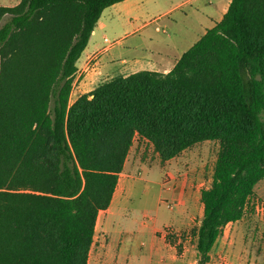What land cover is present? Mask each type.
I'll use <instances>...</instances> for the list:
<instances>
[{"label":"trees","instance_id":"1","mask_svg":"<svg viewBox=\"0 0 264 264\" xmlns=\"http://www.w3.org/2000/svg\"><path fill=\"white\" fill-rule=\"evenodd\" d=\"M123 1L0 7V264H88L136 136L162 163L219 143L191 231L198 264L264 180V0H231L170 72L117 76L70 104L102 13Z\"/></svg>","mask_w":264,"mask_h":264},{"label":"rangeland","instance_id":"2","mask_svg":"<svg viewBox=\"0 0 264 264\" xmlns=\"http://www.w3.org/2000/svg\"><path fill=\"white\" fill-rule=\"evenodd\" d=\"M182 1L133 0L128 5L132 12L127 21H132L134 28L140 27L157 15L173 9L169 15L159 21L152 22L141 33L144 38H146V34L151 35L160 45L175 36L184 35L186 38L189 32L186 33L184 27L185 29L191 26L193 28L198 27H196L195 20L190 15V5L177 8ZM108 11L104 12L100 24H97L92 35V41L96 39L95 43L102 48L109 45V43H114V46L106 53V57L113 56L118 63H121L124 58H129L125 54L127 50H130L129 53H137L141 49H130L131 47H126L124 42L120 43L119 40L124 35V27H122L121 21L118 20V16L107 19ZM201 32L202 29L191 30L186 42L179 48V51L184 52L190 48ZM104 38H107L108 42H104ZM135 38H137V35L129 38L130 42ZM126 43L129 44V42ZM134 65L136 63L132 62L131 67H134ZM142 65L141 70L144 71L158 70L154 67V64ZM113 76L116 75L112 74L110 77L99 78L96 85ZM77 98L73 96L70 104ZM218 151L219 143L216 141L199 143L171 160L168 165V161L161 162L149 142L148 144L145 141L138 143L135 138L132 152L129 153L131 171L128 172L134 177L130 181L131 190L128 196L129 209L132 213L130 216L132 223L128 229L131 235L128 237V242L133 249H143L150 246L151 233L142 227V223L146 222L148 225L154 224L161 229L156 235L164 237L168 246L166 251L168 259L171 256H176L190 264H198V255H195L194 252V238L191 231L198 227L201 220L200 206L202 203L199 194L202 189L211 186ZM185 184L186 186L190 185L192 188L185 190L187 198L193 200L190 209L184 204V198L176 200L172 197L171 189L181 191V187H185L183 186ZM125 193V188L121 185L116 196L122 198ZM262 205L264 206V180L257 184L255 194L243 219L228 224L224 228L214 248L212 260L208 264H262V262L258 263L254 259V256L262 251L259 242L261 241L260 231L264 223V214L262 215L257 208ZM188 214L190 215L189 220ZM101 228L102 226L99 224L88 264H94L99 249H106L109 245L110 238L104 234Z\"/></svg>","mask_w":264,"mask_h":264},{"label":"crops","instance_id":"3","mask_svg":"<svg viewBox=\"0 0 264 264\" xmlns=\"http://www.w3.org/2000/svg\"><path fill=\"white\" fill-rule=\"evenodd\" d=\"M20 1L21 0H0V7H13L19 4ZM132 2L133 0L120 2L104 10V12H107V10H109L107 19H110L113 16H118V20L121 21L122 27H124V35L120 38V43L124 42L126 44V47H131L130 49L139 48L141 49L139 50L140 52L129 53L130 50H127L125 54L128 55L129 58H124L121 63H118L113 56L106 57V53L110 51V49L114 46V43H109V45L102 48L97 46V44L95 43L96 39L95 41H92L91 36L86 49L77 62V78L75 79V82L73 84L70 103L73 96L74 98H77L83 94L90 93L98 85L107 80H110L117 76L126 77L133 73L144 71L141 70V67H143L142 64H154V67L158 69L155 70L156 72H170L177 64L183 53H185L189 49L188 48L184 52L179 51V48L186 42L187 36L191 33V30L202 29L200 36H198L196 40L197 42L208 29L213 28L219 21H221L224 14L228 10L231 0H183L177 6V8H181L185 5H190V15L194 18V24H196V27L198 28H193V26H191L187 27L189 29L188 30L184 27L185 32H189V34L186 35V38L184 35L175 36L168 41H165V43H163L162 45L158 44V41L156 42L151 35L146 34L145 37L148 39L144 38V35H142L141 32L152 22L159 21L169 15L173 9L163 14L157 15L152 20L143 23L140 27L134 28L132 26V21H127V18L129 19V15L132 12V10L129 9L128 5ZM104 12L102 13L98 25L103 18ZM156 30H158V28H156ZM136 35L137 38L130 42L129 38ZM104 42H108L107 38H104ZM126 42H129V44H127ZM118 53L120 52L118 51ZM132 62L136 63L134 67H131ZM124 73L126 74L122 75ZM112 74L116 76L106 79L96 85L99 78L110 77V75ZM136 139L138 143H143V141H145L148 144V141L144 138L136 136ZM149 145L152 146V144L150 143ZM132 148L130 150V153L132 152ZM186 151H184L183 153H185ZM129 157L130 154L127 157L123 172L119 175L118 186L109 208L104 211H100L98 216L95 235L97 234L99 224H101L102 231L106 236L110 238V241L106 249H99L94 264H190L184 261V259L178 258L176 256H171L170 259L167 258L166 251L168 249V246L165 243L164 237H158L156 235L161 229L156 227L154 224L148 225L146 222L142 223V227L146 228L151 233V243L149 247L143 249H133L132 245H130V243L128 242V237L131 235V233L128 232V229L132 223V220H130V216L132 213L129 209L128 196L131 190L130 181L132 178H134L133 175H130L128 173L129 171H131V163L129 162ZM169 162L171 163V160L167 162L168 165L170 164ZM121 185H123V187L125 188L126 193L122 198H118L116 196V193ZM183 186L185 187H181V191H177L174 188L171 189L172 197L176 200L184 198V204H186V207L190 209L193 200H191V198H187L185 190L188 188H192L190 185L186 186V184ZM199 195L201 196V191ZM200 207V217H202L203 205H201ZM189 219L190 215L188 214V220ZM260 237L261 241L259 242V246L262 251L259 252L258 255L254 256V259L257 260L258 263L262 262V264H264V223L263 227H261ZM214 248L210 253V261L213 257ZM92 250L93 249H91L90 253L92 252ZM194 252L195 255H197L195 242Z\"/></svg>","mask_w":264,"mask_h":264},{"label":"built area","instance_id":"4","mask_svg":"<svg viewBox=\"0 0 264 264\" xmlns=\"http://www.w3.org/2000/svg\"><path fill=\"white\" fill-rule=\"evenodd\" d=\"M257 208L260 211V213L263 215L264 214V206L263 205L260 207L258 206Z\"/></svg>","mask_w":264,"mask_h":264}]
</instances>
